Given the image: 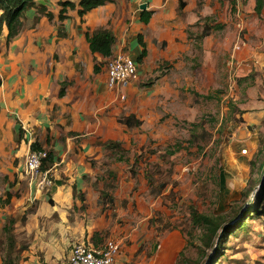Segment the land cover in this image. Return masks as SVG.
I'll list each match as a JSON object with an SVG mask.
<instances>
[{
    "label": "rangeland",
    "instance_id": "rangeland-1",
    "mask_svg": "<svg viewBox=\"0 0 264 264\" xmlns=\"http://www.w3.org/2000/svg\"><path fill=\"white\" fill-rule=\"evenodd\" d=\"M255 3L207 0L206 11L197 3L194 17L205 14L200 21L211 27L202 49L194 40L204 31L197 19L187 23L193 38L181 56L143 60L136 79L113 89L91 121L96 153L72 203L47 215L43 205L57 204L51 187L72 181L54 174L42 200L24 208L0 201V264L10 251L9 218L19 264H69L74 243L95 239L119 243L114 264H264V7L257 13ZM114 49L135 59L129 42ZM112 56L96 62L103 86ZM131 113L140 127L118 121ZM110 140L122 149H109ZM28 184L24 179L23 191ZM194 210L222 227L208 245ZM241 218L246 224L236 226Z\"/></svg>",
    "mask_w": 264,
    "mask_h": 264
},
{
    "label": "crops",
    "instance_id": "crops-1",
    "mask_svg": "<svg viewBox=\"0 0 264 264\" xmlns=\"http://www.w3.org/2000/svg\"><path fill=\"white\" fill-rule=\"evenodd\" d=\"M71 1L75 7H68L66 17L60 20L58 0H36L53 17L49 19L31 7L25 11L16 37L7 42L6 27L0 36V195L14 190L10 201H16L19 208H24L28 200L44 198L25 171L30 144L37 141L54 155L48 168L51 175L72 178L66 179L67 183L57 180V185L51 187L57 204L43 205L47 215L58 211V203H72L76 197L75 189L78 192L82 183L80 177L88 171V160L96 153L91 121L99 117L97 113L107 105L105 101L114 89L99 82L100 72L93 73L95 63L107 58L91 52L86 32L110 28L116 43H130L134 57L140 51L137 35L142 34L147 46L144 64L149 61L152 65L156 59L174 60L181 56L190 39L187 23L206 16L199 13L194 17V6L198 3L200 8L202 4L201 9L207 10V0H184L182 12H187L190 19L185 21L177 13L179 0H112L81 17L79 0ZM194 1L197 3L192 7ZM143 3L153 12L148 23L139 18ZM62 87L64 93L60 94ZM24 179L29 184L23 191ZM18 193L22 196L17 197Z\"/></svg>",
    "mask_w": 264,
    "mask_h": 264
},
{
    "label": "trees",
    "instance_id": "trees-1",
    "mask_svg": "<svg viewBox=\"0 0 264 264\" xmlns=\"http://www.w3.org/2000/svg\"><path fill=\"white\" fill-rule=\"evenodd\" d=\"M59 4L61 5V10L59 12V19L63 20L66 17V10L68 7H75V3L71 0H58ZM107 1L112 0H79L80 8L78 10L79 15L82 17L87 11L99 6L105 4ZM185 6L184 0H179V6L178 9L182 10V8ZM31 7H36L38 11L45 13L46 16L51 19L53 17L52 12H46V7L44 4L37 3L36 0H0V36L2 35L3 28L6 27L8 29V33L6 36L7 42H9L11 39L16 37L19 32L22 29L23 26V16L27 9ZM264 7V0H256L255 3V10L257 13H261L262 9ZM153 12L151 10L143 9L140 11V21L143 23H148L151 19ZM201 19V18H200ZM200 19L197 21V24H201L204 28V31L201 32L197 37H195V43H197V47L199 49H202V40L203 36L206 35L210 30V26H206L208 22L200 21ZM206 19V18H205ZM223 24L217 23L215 26L216 28H222ZM60 35H63L59 31ZM86 38L89 43V47L92 53H99L102 56L106 58H110L113 54L114 45L116 43V36L113 33V31L110 28L107 27H100L92 32L87 31L86 32ZM188 38L192 39L193 36L191 33H188ZM137 40L140 45V51L135 57V61L137 63H141L144 59V57L147 55V46L145 41L143 40V35L138 34ZM100 71V65L95 63L94 65V73H97ZM64 93V88L62 87L60 90V94ZM118 121L127 126L128 128L133 127H140L143 123V120H141L139 117H137L135 114H129V115H123L121 116ZM107 147L109 149H112L115 151V153L118 152L121 148V143L116 142L113 140L108 141ZM178 148V146H177ZM118 149V150H117ZM30 150H46L47 151V157L44 159L42 163V169H48L52 163L54 162V155L52 151L45 149L41 146V144L37 141H34L30 144ZM176 150H173L175 152ZM260 167L262 170H264V162L260 164ZM85 192H80L81 195V202L82 206H86V197ZM77 194V190L75 189V195ZM13 196V193L9 190L6 191L5 196H0V201L3 203H9L11 198ZM250 212L251 209L249 207L248 209ZM246 215V214H244ZM192 217L194 221L200 225H202L206 229V240L205 243L208 245L210 242L214 240V238L218 235L221 225L219 224V221L215 219L213 216L208 214H202L198 213L196 210L192 212ZM241 218L235 225L238 224L244 226L246 222H242ZM14 223L13 218H9V224L5 226V231L8 233V249L10 250L9 253L5 258H3V264H19L13 257V250L16 245V239L14 235L12 234V226ZM241 226V227H242ZM228 227V228H227ZM228 229L227 232L231 231V228L234 226H227ZM222 228V227H221ZM225 228V229H226ZM224 229V230H225ZM226 231V230H225ZM94 244H98V239L94 240ZM185 264H194L192 262H185Z\"/></svg>",
    "mask_w": 264,
    "mask_h": 264
},
{
    "label": "built area",
    "instance_id": "built-area-1",
    "mask_svg": "<svg viewBox=\"0 0 264 264\" xmlns=\"http://www.w3.org/2000/svg\"><path fill=\"white\" fill-rule=\"evenodd\" d=\"M106 68V83L110 88L126 87L138 77L137 62L121 51L114 52ZM46 157V150H29L25 160V171L39 190L52 184L49 170L41 168ZM118 254L119 243L113 239H105L100 244L76 242L71 247L68 261L69 264H114Z\"/></svg>",
    "mask_w": 264,
    "mask_h": 264
},
{
    "label": "water",
    "instance_id": "water-1",
    "mask_svg": "<svg viewBox=\"0 0 264 264\" xmlns=\"http://www.w3.org/2000/svg\"><path fill=\"white\" fill-rule=\"evenodd\" d=\"M146 7H147V3H143V4L140 5L141 9H146Z\"/></svg>",
    "mask_w": 264,
    "mask_h": 264
}]
</instances>
